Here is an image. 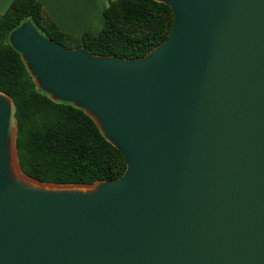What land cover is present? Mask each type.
Masks as SVG:
<instances>
[{"label":"water","instance_id":"water-1","mask_svg":"<svg viewBox=\"0 0 264 264\" xmlns=\"http://www.w3.org/2000/svg\"><path fill=\"white\" fill-rule=\"evenodd\" d=\"M172 11L142 57L8 35L53 101L82 109L125 162L115 180L19 172L0 93V264H264V0H154Z\"/></svg>","mask_w":264,"mask_h":264},{"label":"trees","instance_id":"trees-1","mask_svg":"<svg viewBox=\"0 0 264 264\" xmlns=\"http://www.w3.org/2000/svg\"><path fill=\"white\" fill-rule=\"evenodd\" d=\"M97 34L60 31L39 0H13L0 19V93L13 103L15 149L23 174L39 182L90 186L119 178L122 155L95 122L70 103L53 101L36 87L8 35L30 21L45 38L65 49L84 48L93 56L142 57L168 36L173 14L154 0H107Z\"/></svg>","mask_w":264,"mask_h":264},{"label":"crops","instance_id":"crops-1","mask_svg":"<svg viewBox=\"0 0 264 264\" xmlns=\"http://www.w3.org/2000/svg\"><path fill=\"white\" fill-rule=\"evenodd\" d=\"M13 0H0V19ZM44 13L62 32L97 34L104 22L107 0H39Z\"/></svg>","mask_w":264,"mask_h":264},{"label":"rangeland","instance_id":"rangeland-1","mask_svg":"<svg viewBox=\"0 0 264 264\" xmlns=\"http://www.w3.org/2000/svg\"><path fill=\"white\" fill-rule=\"evenodd\" d=\"M107 4V3H106ZM9 136H10V139L13 140L14 137H15V124H14V119L12 118L10 120V125H9ZM16 164H17V161H16Z\"/></svg>","mask_w":264,"mask_h":264},{"label":"bare ground","instance_id":"bare-ground-1","mask_svg":"<svg viewBox=\"0 0 264 264\" xmlns=\"http://www.w3.org/2000/svg\"><path fill=\"white\" fill-rule=\"evenodd\" d=\"M12 172H13V174L17 177V178H19V179H25L24 177H23V175L19 172V170H18V167H17V164H16V161H14L13 162V164H12Z\"/></svg>","mask_w":264,"mask_h":264}]
</instances>
